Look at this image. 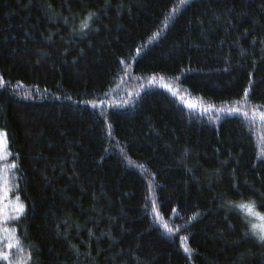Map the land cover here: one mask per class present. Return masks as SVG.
Returning a JSON list of instances; mask_svg holds the SVG:
<instances>
[{
    "label": "trees",
    "instance_id": "obj_1",
    "mask_svg": "<svg viewBox=\"0 0 264 264\" xmlns=\"http://www.w3.org/2000/svg\"><path fill=\"white\" fill-rule=\"evenodd\" d=\"M0 135V264H264V0H0Z\"/></svg>",
    "mask_w": 264,
    "mask_h": 264
},
{
    "label": "rangeland",
    "instance_id": "obj_2",
    "mask_svg": "<svg viewBox=\"0 0 264 264\" xmlns=\"http://www.w3.org/2000/svg\"><path fill=\"white\" fill-rule=\"evenodd\" d=\"M11 177L9 175V166L6 163V153L4 149V142L0 135V220L6 222L10 219L19 208L16 199L10 196ZM254 225L257 228L263 225L262 220L258 219L255 215H249ZM22 264V263H18Z\"/></svg>",
    "mask_w": 264,
    "mask_h": 264
},
{
    "label": "snow or ice",
    "instance_id": "obj_3",
    "mask_svg": "<svg viewBox=\"0 0 264 264\" xmlns=\"http://www.w3.org/2000/svg\"><path fill=\"white\" fill-rule=\"evenodd\" d=\"M181 4H187L189 2V0H180ZM91 19V15L89 17L86 18L85 22L82 23V27H81V31H83L84 29L88 28V23L87 20ZM245 95H247V90H245ZM189 107H193V105H189ZM233 111H236L235 109H233ZM262 204H264V202H262ZM233 207H239L241 209H246L247 213L249 215H255L258 219L260 220H264V215H261L259 212H255L254 211V204L252 202H241L238 205H233ZM17 211L19 212H23V205L21 204L20 207L17 209ZM257 226L253 225V229H255ZM261 227V231L260 234L257 236V239L264 244V225L260 226ZM248 233H246L247 235ZM253 235H256L255 232L252 233ZM9 247H11V245H9ZM184 251L186 253H188L190 251L189 248L185 247ZM4 259H7V256L4 257Z\"/></svg>",
    "mask_w": 264,
    "mask_h": 264
}]
</instances>
